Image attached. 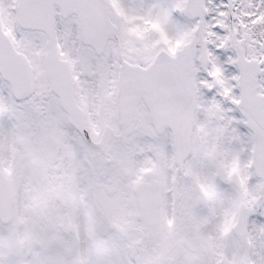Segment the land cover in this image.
Masks as SVG:
<instances>
[{
	"label": "snow or ice",
	"instance_id": "snow-or-ice-1",
	"mask_svg": "<svg viewBox=\"0 0 264 264\" xmlns=\"http://www.w3.org/2000/svg\"><path fill=\"white\" fill-rule=\"evenodd\" d=\"M0 264H264V0H0Z\"/></svg>",
	"mask_w": 264,
	"mask_h": 264
}]
</instances>
